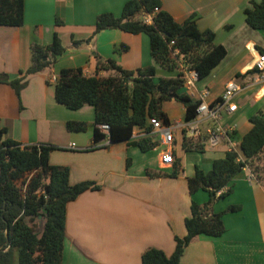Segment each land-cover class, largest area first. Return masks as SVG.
<instances>
[{
  "label": "crops",
  "instance_id": "crops-1",
  "mask_svg": "<svg viewBox=\"0 0 264 264\" xmlns=\"http://www.w3.org/2000/svg\"><path fill=\"white\" fill-rule=\"evenodd\" d=\"M128 1L24 0V25L0 26V73L11 79L24 76L31 67L33 45L48 46L57 34L65 49L53 66L26 76L20 98L11 86L0 83V130H7L4 139L22 147L54 146L50 164L67 167L71 185L90 182L99 187L85 191L67 206L62 264H142L149 248L171 256L175 237L187 234L185 220L191 215L192 202L203 205L209 199L202 190L191 194L188 179L196 167L209 172L213 162L229 151L224 144L204 147L202 152L184 151L185 132L176 128L173 165L180 173L175 178L161 177L158 172L173 168L162 161L170 147L161 143V134L152 132L158 146L146 153L132 145L146 135L138 130L129 142L114 143L107 138L95 143L94 108L85 105L70 110L56 101L51 77L57 78L63 69H82L85 76H94L97 58L114 60L127 71L154 66L156 78H174L186 68L180 59L178 70L162 69L151 55L145 34L114 28L94 35L97 17L104 13L119 17ZM261 1L161 0L162 9L178 23L196 15L199 29L213 31L215 44L226 49V57L208 77L199 79L203 81L198 80L195 88L184 85L180 93L199 101L208 88L205 101L211 103L220 99L228 83L239 84L238 110L222 119L224 126L236 128L238 141L251 130L250 118L264 110V82L254 69L264 53V30H253L245 21V10ZM114 74L99 73L103 77ZM163 110L171 126L186 119L185 107L177 101L164 103ZM70 121L86 123V131H69ZM178 133L182 136L179 151ZM260 161L262 180L246 167L233 179L231 194L210 207L214 214L239 207L223 216L224 234L195 237L184 251L183 264H264V155Z\"/></svg>",
  "mask_w": 264,
  "mask_h": 264
},
{
  "label": "trees",
  "instance_id": "trees-1",
  "mask_svg": "<svg viewBox=\"0 0 264 264\" xmlns=\"http://www.w3.org/2000/svg\"><path fill=\"white\" fill-rule=\"evenodd\" d=\"M158 8L159 11L155 12ZM153 14V23L142 20L143 15ZM197 16L192 15L182 23L162 9L161 0H130L121 15L116 17L104 13L97 17L95 33L106 29H120L130 34H145L150 40L151 55L166 71L180 68V59L188 69L198 73L199 79L209 76L227 55L222 45L215 44V33L201 31ZM247 25L256 31L264 30V0L252 2L245 10ZM60 24L59 21H57ZM24 25V0H0V26L20 27ZM173 42V44H171ZM65 52L57 34L48 46H32V65L24 76L11 79L0 73V83L11 86L20 98L26 86V76L36 74L53 66ZM177 52V53H176ZM113 71V76L103 77L102 71ZM156 68L148 66L136 71L124 70L114 60L97 58L94 76H85L82 69H63L55 82L56 101L70 110L85 105L94 108V140L99 143L109 138L121 143L132 139L136 130L146 135L132 142L133 146L146 153L158 146L152 136L151 120L169 125L163 110L166 102L177 101L185 107V118L195 117L200 101H193L180 90L185 85L182 71L174 78H156ZM251 130L238 141L237 132L230 134L239 142V150L228 151L224 158L215 160L212 169L204 172L196 167L193 177L188 179L191 194L205 191L208 202L203 205L192 202L191 215L185 220L187 234L175 237V250L167 256L162 250L147 249L142 255V264H183L186 247L195 237L218 238L225 232L223 216L237 212L238 206L228 207L214 214L210 207L220 198L231 194L233 179L247 167L262 180L264 155V110L250 118ZM108 125L109 134L99 126ZM69 131L84 132L87 124L70 121ZM6 129L0 130V264H62V253L66 239L67 206L87 190H98L94 183L70 184L67 167L50 164L51 145L22 147L11 139H4ZM131 142V141H130ZM184 151H204L200 141L184 137ZM170 172L160 171L161 177L175 178L180 168L172 166ZM225 190L221 194L219 191ZM43 220L41 232L32 222Z\"/></svg>",
  "mask_w": 264,
  "mask_h": 264
},
{
  "label": "built area",
  "instance_id": "built-area-1",
  "mask_svg": "<svg viewBox=\"0 0 264 264\" xmlns=\"http://www.w3.org/2000/svg\"><path fill=\"white\" fill-rule=\"evenodd\" d=\"M159 9L156 8L155 12ZM153 14L145 15L144 22L148 24L153 23ZM173 44V42L171 43ZM177 53V52H176ZM184 65V63L182 64ZM186 66V65H184ZM254 69L260 73V81L264 82V53H261L255 61ZM185 76V86L192 89L199 80L198 73L194 70L183 68ZM52 82H56V77H51ZM242 87L235 83L230 82L225 86L220 99L208 103L205 101L209 96V90L205 88L202 91L200 104L196 108L195 117L191 120H186L178 126L163 125L160 121L152 119L151 125L152 132L161 134V143L167 145L170 149L162 155V161L166 166H173L174 154L172 144L175 140L176 128H180L185 132L186 138H193L201 142L203 147H217L224 144L228 147L229 151L239 150L237 142L230 136L235 131L234 126L222 125L224 114H232L238 110V105L235 102L236 96L241 92ZM99 129L106 135L109 134L110 127L108 125H101ZM74 147V145H72ZM223 190L219 191L221 194Z\"/></svg>",
  "mask_w": 264,
  "mask_h": 264
},
{
  "label": "rangeland",
  "instance_id": "rangeland-1",
  "mask_svg": "<svg viewBox=\"0 0 264 264\" xmlns=\"http://www.w3.org/2000/svg\"><path fill=\"white\" fill-rule=\"evenodd\" d=\"M206 77H208V76H206ZM203 79H205V78H203ZM200 82H202L203 80H199ZM198 81V82H199ZM183 89H185V88H182L181 90L183 91ZM208 89V88H207ZM209 90V89H208ZM222 124L224 125V122L222 121ZM176 135H178V138H179V140H180V142H179V140H178V143H179V149L177 150V151H179L180 150V146H181V142H182V136H181V133L179 134H176ZM200 193H203L202 191H200ZM207 196L209 197V195H208V193H207ZM32 224L35 226L34 228H36V231L38 232V233H40L41 232V229H42V224H43V220L41 219V220H37L36 222H32ZM14 264H18V262H17V259H15V261H14Z\"/></svg>",
  "mask_w": 264,
  "mask_h": 264
}]
</instances>
